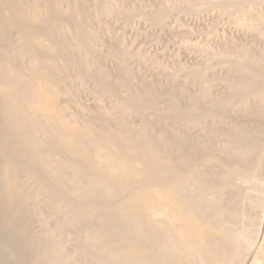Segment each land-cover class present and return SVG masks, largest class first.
I'll list each match as a JSON object with an SVG mask.
<instances>
[{
    "label": "bare ground",
    "instance_id": "1",
    "mask_svg": "<svg viewBox=\"0 0 264 264\" xmlns=\"http://www.w3.org/2000/svg\"><path fill=\"white\" fill-rule=\"evenodd\" d=\"M94 1L66 18L52 2L50 53L28 45L43 32L26 36L22 71L0 50V264H264V0H200L222 32L192 43L185 96L174 88L162 104L153 83H131L129 60L145 58L121 43L100 53L83 23L139 9ZM193 1L162 0L152 25ZM24 7L14 21L40 19L38 5ZM167 75L173 88L178 75ZM84 82L98 127L68 106ZM151 112L163 114L157 124Z\"/></svg>",
    "mask_w": 264,
    "mask_h": 264
},
{
    "label": "rangeland",
    "instance_id": "2",
    "mask_svg": "<svg viewBox=\"0 0 264 264\" xmlns=\"http://www.w3.org/2000/svg\"><path fill=\"white\" fill-rule=\"evenodd\" d=\"M67 1L61 2L58 0H0V50L3 53V55L1 56V59L4 62H6L8 65L16 68L19 71H22L23 65L15 62L16 58L22 53L24 46H25L22 43V40L28 35L32 36L33 33L37 30L44 33L41 36V38L44 40V43L36 41L32 37V39L28 42V45L36 46L44 54L50 53L53 43L48 39L49 37H48V34L46 33L47 30L44 27V24L45 22L50 20L52 16V7H51L52 2H55L58 4L59 11L64 15L65 18L72 14L73 8L76 7L77 5L81 9L82 8L86 9L85 11L86 13L87 11L90 12L91 10H93V7L95 6L94 0H73V1L67 0ZM169 1L170 2H181L183 0H169ZM119 2L120 4H123V3L125 5L128 4L134 9L137 8V11L139 9V12L143 10L141 11V13L144 11L145 13H142L143 15H141V13L139 14V12H136L135 10V15L132 16V20H131V17L128 20L127 18L123 17L124 15L120 16L118 14H114L116 16L113 15V18L109 17L105 19L106 21L104 20V17L99 16V14H97L96 17L92 19L94 22L92 20H88L87 17L84 18L85 20L83 22L84 25L90 26L89 27V29H91L90 31L95 29L94 31L96 33L98 32L97 35L99 34L98 37L101 38V41L99 38V41L97 42V45H96L97 49L99 48L101 50L100 51L98 49L99 52L102 54H106V53L109 54V52L114 49L113 47L118 45L116 43H121L125 48H127L128 51H130V54H134L138 52L137 54L142 56L143 58H145L144 60H146L145 63H143L145 65L136 64L134 62L135 60L133 61L132 58H131V61L129 60V65H130L129 67L131 68V70H134V74H132L133 77L131 76V79L133 80V82L131 80V83L133 84V86L138 88L136 89L134 87L136 90L138 91L141 90L142 92L146 91L147 89H150L148 87H151L153 83L155 87L160 89L159 92L155 91L156 95H160L159 97V99H161V101L159 100L160 103L162 101H164L165 103L166 100H168L169 94L173 93L171 92V90H173L174 88L177 89V92H178L177 93L175 91L174 92L175 95H178L180 93L178 96H185V95H182V92L180 91V88L184 82L183 77H185L183 71L186 68V66H188L189 63L192 62L191 60H194L195 57H193V55L195 56V54L197 53H193V52H197L196 48L200 44L202 45V43L204 42L205 40L204 36H206L204 35L205 33H208V31H212L213 29L216 31L215 33L220 34L222 32L220 31L222 29V23L220 22V19H219L220 16H218V11H215V8L214 9L212 8L213 6L212 7L209 6L208 8H211V9H208L206 6L204 7L200 5L201 4L200 0L198 1V3H195L197 2V0H194L193 3L195 5L192 4L190 7L181 8L182 5L181 6L178 5V7L176 6L175 7L176 9L172 7L170 11V15H169L171 18L167 17L168 19H166V22H163V24L162 23L156 24L152 21L153 22V25H152L151 23L152 16L149 14L153 15L154 13H156V11H158L161 8L162 0H119ZM86 4L87 6H85ZM36 5H38L39 7L40 19H37L33 21L32 23L25 25L24 18H21L17 21H14V17L12 18V16H14L13 14L14 10H12V7H14L15 9V7L17 8V7L25 6L24 8H26L28 6L30 9ZM93 11H91V13ZM152 11H154V13H152ZM172 11L174 12V15ZM146 13H148L147 16H146ZM144 16H146L147 18ZM121 17L123 18V20L120 19ZM147 19L148 20L150 19V20L148 21ZM12 22H15V23H12ZM89 22L90 24L91 23L92 24L89 25ZM158 24H161V25L159 26ZM99 27L100 29H102V31L99 30ZM103 29L105 30V32H103L104 31ZM206 30L207 32H205ZM214 30L212 32H214ZM106 31H107V34H106ZM69 34H71L70 30H69ZM201 41L203 42L201 43ZM100 42L101 43L103 42V43L101 44ZM192 43L193 44L197 43L196 48L194 45H193L194 47L192 48ZM101 45H103V47ZM106 63L108 64L107 65V69L109 68L108 71H110V73L112 72L111 74L113 75L112 78L113 79L115 77L118 78V74H119L118 73L119 66L117 64L118 61L116 62V59L115 60L113 59V61L112 59H110V60H107ZM161 66L165 69H162ZM34 68L35 69L40 68V65L38 62H35ZM135 69H136V72H135ZM113 70H116V71H114L113 73ZM139 70L140 71L142 70V71L140 72ZM168 70L175 73L176 76L178 75L177 76L178 78L176 77V80H175V82H177L178 84L177 83L174 84L175 86L173 85L174 86L173 88H171L169 85L168 86L170 88H168L167 84L164 83V82L167 83V78L165 77L166 76L168 77L167 75ZM180 78L183 80H181ZM116 79H114V81ZM150 81H153V82H150ZM157 82L158 84H156ZM160 82H163V83H160ZM88 83L89 82H87V84L85 83L84 86L79 85V86H82L84 89H82V87L80 88L79 86H76V88L78 87L76 90H78L79 92L76 95L78 96L77 101L74 104H68V106L70 107L72 111H75V112L82 111L83 113H85L84 118L86 119L87 118L90 119V117L93 116L92 117L93 119L91 118L92 120H89V119L87 120L94 123L95 127H98L100 123L98 121L100 120L96 119L94 116L97 114V104L94 103L96 102L95 100H93L94 98L93 99L90 98V96L91 97L93 96V94H91L92 84L91 82L89 84ZM164 84H165V87L167 86V88L162 87L164 86ZM179 84H182V85H179ZM155 87H153V89H155ZM157 88L155 90L158 91ZM160 92H162L164 95ZM161 95L164 97H162ZM162 106H160V108H164V106L163 107ZM161 110L163 109H160L159 112L157 113L160 114L161 112L162 113L165 112L164 110H163L164 112ZM148 111H151V110L149 109ZM157 113L151 114L154 116V117H150L151 123L153 121V124L155 123L157 124L160 116L163 115V114L158 115ZM156 116H159V117H156ZM152 118L155 120H152ZM139 119L140 118L138 116H134L133 122L137 124L138 122H140ZM11 240L13 241L14 238L9 239L10 241V242L8 241L9 244L11 243ZM13 242L10 245H7L8 250L15 243ZM8 246H11V247H8Z\"/></svg>",
    "mask_w": 264,
    "mask_h": 264
}]
</instances>
